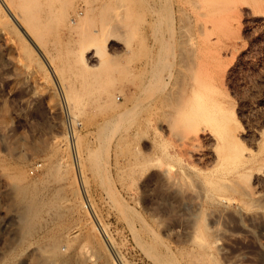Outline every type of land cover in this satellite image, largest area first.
Returning a JSON list of instances; mask_svg holds the SVG:
<instances>
[{
	"label": "rangeland",
	"instance_id": "rangeland-1",
	"mask_svg": "<svg viewBox=\"0 0 264 264\" xmlns=\"http://www.w3.org/2000/svg\"><path fill=\"white\" fill-rule=\"evenodd\" d=\"M18 1L0 0V264H264V0H40V37Z\"/></svg>",
	"mask_w": 264,
	"mask_h": 264
},
{
	"label": "bare ground",
	"instance_id": "bare-ground-1",
	"mask_svg": "<svg viewBox=\"0 0 264 264\" xmlns=\"http://www.w3.org/2000/svg\"><path fill=\"white\" fill-rule=\"evenodd\" d=\"M13 1V0H12ZM42 1V0H41ZM41 1L40 0H21V1H18V2H16V11H15V13H16V15H17V17L19 18V20L21 21V22H24V23H22L23 25H25L24 27L27 29V24H28V27H29V29H27V32H28V34L29 35H31V31L32 32H34V33H36V35H38L39 34V36H37V37H40L41 36V34H43V32H45L46 31V29H49L50 28V26H49V28H46V26L48 27V24H50L49 22H47V24H45L44 23V19H46V17L44 18L43 17V15H45V14H43L42 12H44L45 13V10L44 11H42L41 13L43 14L42 16H41V14L39 15L40 17H41V19H40V17L38 16V12H40V6L42 5L41 4ZM47 1H50V0H47ZM47 1L45 0L44 2L45 3H47ZM58 1H60V0H58ZM57 1V2H58ZM62 1V0H61ZM66 1V0H65ZM43 2V1H42ZM51 2H54V3H52V4H57L56 3V0L55 1H50V2H48L49 3V6L51 5L50 3ZM62 2H64V1H62ZM65 3V2H64ZM14 5H15V3H14ZM13 5V6H14ZM48 5V4H47ZM105 5V4H104ZM46 6V5H45ZM103 6V5H102ZM42 7V6H41ZM52 7H55V6H53L52 5ZM61 7H62V5H61ZM60 7V10L62 11L63 9ZM92 7V6H91ZM94 7V6H93ZM92 7V8H93ZM105 7V6H104ZM102 8L103 7H101V10H102ZM48 9H50V8H48ZM51 9H53V8H51ZM49 10V13H50V11L51 12H53L52 10ZM56 9V8H55ZM89 10H90V8H88ZM93 9H95V8H93ZM104 9V8H103ZM46 10H47V8H46ZM86 10V9H85ZM96 10V9H95ZM103 11V10H102ZM102 11H100V13H101V16H103V14L104 13H107V9H106V12H102ZM48 12V11H47ZM87 12H88V10H87ZM94 12V11H93ZM109 12V11H108ZM48 14V13H47ZM109 13H107V15H108ZM50 15H52V14H50ZM77 15H78V13H77ZM105 15V14H104ZM107 15H106V18L109 20V23L111 22L110 21V15H109V17H107ZM48 16V15H47ZM58 16V15H57ZM85 16V15H84ZM92 16V15H91ZM42 17H43V19H42ZM79 17H80V15H79ZM83 17V16H82ZM90 17V16H89ZM105 17V16H104ZM84 18H86V17H84ZM58 19V18H57ZM82 19L83 18H81V22H82ZM101 19V18H100ZM105 19V18H104ZM103 18H102V21L101 22H103V24H105L106 23V25H104V27H103V25L101 26V30H103L104 31V29H105V26L107 27V22H108V20L106 21V19L104 20ZM40 20H42V22L44 23V24H42V22L40 21ZM44 20V21H43ZM49 20V19H48ZM48 20H46V21H48ZM55 20V19H54ZM78 20V19H77ZM80 20V19H79ZM78 20V21H79ZM84 20V19H83ZM93 20V19H92ZM91 20V21H92ZM104 20V21H103ZM113 20V19H112ZM88 20H87V18H86V20H85V22L88 24V22H87ZM106 21V22H105ZM95 22V21H94ZM25 23H27V24H25ZM93 23V22H92ZM52 24H54V23H52ZM75 24H77V23H75ZM82 24H83V22H82ZM82 24H80L81 25V27L82 26H84V25H82ZM51 25V24H50ZM79 25V24H78ZM90 26V25H89ZM89 26H86V27H88L89 28ZM79 27V26H78ZM92 27H93V24H92ZM104 29H103V28ZM53 28V27H52ZM85 28V27H84ZM88 28H86V29H83L85 32H86V36H89L88 34H89V30L88 31H86ZM93 28H95V27H93ZM109 28V27H108ZM90 29H91V32H90V34H93V30H92V28L90 27ZM31 30V31H30ZM45 30V31H44ZM52 30V29H51ZM53 31V30H52ZM52 31H51V33H52ZM78 31V30H77ZM84 31H82L81 30V33L83 34H85V32ZM97 31V30H96ZM102 31V36L103 35H105V34H107V31L106 32H103ZM109 31V30H108ZM47 32V31H46ZM33 33V34H34ZM55 33V32H54ZM95 34H96V32H94ZM56 34V33H55ZM82 35V36H85V35ZM95 34H93V36H95L96 38H97V35H95ZM98 34V33H97ZM35 35V34H34ZM44 35H47V34H45L44 33ZM52 35V34H51ZM77 36V35H76ZM79 36V35H78ZM81 36V35H80ZM81 36V37H82ZM85 36V37H86ZM93 36H91V38L90 39H92V41L90 42V43H92L96 38L94 37L93 38ZM35 36H33V38H34ZM36 37V38H37ZM85 37H84V39H85ZM90 37V36H89ZM88 37V38H89ZM99 37H100V35H99ZM46 38V37H45ZM54 38V37H53ZM80 38V37H79ZM88 38H86L87 40H88ZM40 39H42V38H39L38 40L40 41ZM61 39V38H60ZM69 39V38H68ZM94 39V40H93ZM102 39V38H101ZM36 40V39H35ZM46 40V39H45ZM75 40H78L77 38L75 39ZM82 40V41H81ZM103 40V39H102ZM42 41V40H41ZM80 41L81 42H83V37H82V39H80ZM86 41V40H85ZM48 42V41H47ZM98 41L97 40H95V43H97ZM101 42V41H100ZM43 43H45V41H43ZM89 43V42H88ZM89 43V44H90ZM47 44V43H46ZM86 44H87V42H86ZM89 44H87V45H89ZM99 45V44H98ZM80 46H82V45H80ZM85 47H87L86 45H85ZM76 48V47H75ZM81 48V47H80ZM82 49V48H81ZM75 50V49H74ZM78 50V49H77ZM77 50L76 51H71V52H73L74 54H75V52H77ZM87 73V72H86ZM228 124V123H227ZM11 179V178H10ZM35 194V193H34ZM37 194V193H36ZM35 194V195H36ZM39 195V194H38ZM37 196V195H36ZM29 206L28 207H25L24 209H25V212H24V214H23V218H24V221H25V225H24V227H21L22 228V230H23V235L21 236L22 238H23V236L25 235V232H29V231H31L32 230V228H30L31 230H28L29 229V226L30 225H32L33 223L32 222H34V220L38 217V214H39V207H38V202H33V203H30V204H28ZM22 216V215H21ZM41 216V215H40ZM22 218V217H21ZM39 218V217H38ZM35 223V222H34ZM33 226V225H32ZM60 240H58V239H56V240H54L52 243V245H50V247L48 248V251L51 253V257H54V259L55 260H58L59 258H64V260H65V256H64V253H63V249H61V246H60ZM69 246V245H68ZM64 248V247H63ZM65 249V248H64ZM46 252V251H45ZM50 253H48L47 252V254H50ZM67 253V252H66ZM53 255V256H52ZM49 257H50V255H49ZM48 257V258H49ZM58 258V259H57ZM67 258V257H66ZM53 259V258H52ZM49 260V259H48ZM60 260H62V259H60ZM50 261V260H49ZM50 263V262H49Z\"/></svg>",
	"mask_w": 264,
	"mask_h": 264
}]
</instances>
